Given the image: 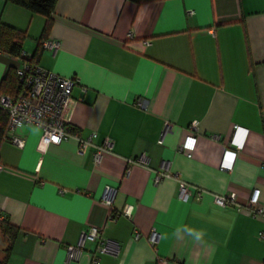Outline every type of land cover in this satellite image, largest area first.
I'll use <instances>...</instances> for the list:
<instances>
[{
  "label": "crops",
  "instance_id": "0c3cea01",
  "mask_svg": "<svg viewBox=\"0 0 264 264\" xmlns=\"http://www.w3.org/2000/svg\"><path fill=\"white\" fill-rule=\"evenodd\" d=\"M0 21L26 32L22 49L42 67L77 78L63 117L92 134L83 153L73 137L42 146L35 125L14 129L22 146L0 144V219L17 227L9 264H264V217L244 209L255 188L264 204V0H56L46 31L43 15L0 0ZM17 64L0 50V82ZM236 125L246 133L231 144ZM141 153L144 164L128 160ZM163 162L171 176L155 182ZM91 225L117 252L85 240L68 260L66 245Z\"/></svg>",
  "mask_w": 264,
  "mask_h": 264
},
{
  "label": "built area",
  "instance_id": "2783aa9c",
  "mask_svg": "<svg viewBox=\"0 0 264 264\" xmlns=\"http://www.w3.org/2000/svg\"><path fill=\"white\" fill-rule=\"evenodd\" d=\"M191 12V11H190ZM43 47L51 48L53 51L59 47V41L52 38H46L41 41ZM18 64L15 66L17 75L16 89L13 94L0 95V106L7 114V135L11 143L17 146L24 144V139L14 133V129L19 125H35L40 128V144L45 146L49 143H59L61 140L73 137L77 140V151L83 153L87 146L92 144V134L82 137L77 130L72 129L64 120L63 113L74 83L77 81L75 76H63L52 70L42 67L35 61L32 54L20 51L16 57ZM240 126H235L230 143L233 139H237L240 135L245 136L246 131H241ZM195 136L187 134L183 138L180 147L187 151L193 149ZM112 145V139L105 136L100 144H96L92 151V159L98 163L104 151L109 150ZM236 150L232 147H226L222 152L220 166L223 168H231L235 157ZM129 161L144 164L146 162V154L129 158ZM1 167V165H0ZM171 176L167 170V164L162 163V168L155 170L154 181ZM111 187L106 186L103 191V201L110 204L112 202ZM188 191L186 186L181 183L179 197L185 199ZM234 200V193L229 195H215L214 202L219 206H225ZM131 203H126L120 211V214L129 216L131 213ZM240 208V207H239ZM246 212L264 217V204L259 199V189H253L248 203L244 206ZM117 215V213H116ZM115 214L109 216L114 219ZM139 231H133L132 237L138 239ZM260 239H264V230L258 233ZM151 242L155 241V232L152 231L148 235ZM85 240L97 241L96 249L100 252L116 253L117 245L102 235V227L91 225L83 229L75 244H68L65 247L66 257L68 260L76 259L83 249ZM97 261V259H94Z\"/></svg>",
  "mask_w": 264,
  "mask_h": 264
},
{
  "label": "trees",
  "instance_id": "16d2710c",
  "mask_svg": "<svg viewBox=\"0 0 264 264\" xmlns=\"http://www.w3.org/2000/svg\"><path fill=\"white\" fill-rule=\"evenodd\" d=\"M15 4L27 8L33 13H38L44 16V30H48L51 20L52 11L55 6L56 0H9ZM26 36V32L23 29H19L0 21V50L17 57L22 50V42ZM34 54L32 57L34 58ZM17 75L15 72V66L8 69L5 76L0 82V94H13L16 89ZM7 114L0 106V144L2 141L8 138L7 135ZM1 232L6 236L4 245L1 248L0 264H9L8 254L10 251V243L13 240L17 227L5 220L0 219Z\"/></svg>",
  "mask_w": 264,
  "mask_h": 264
},
{
  "label": "rangeland",
  "instance_id": "374dc122",
  "mask_svg": "<svg viewBox=\"0 0 264 264\" xmlns=\"http://www.w3.org/2000/svg\"><path fill=\"white\" fill-rule=\"evenodd\" d=\"M0 240H6V236L1 232V229H0ZM3 245V244H2ZM3 254H1V251H0V258Z\"/></svg>",
  "mask_w": 264,
  "mask_h": 264
},
{
  "label": "flooded vegetation",
  "instance_id": "af4514ba",
  "mask_svg": "<svg viewBox=\"0 0 264 264\" xmlns=\"http://www.w3.org/2000/svg\"><path fill=\"white\" fill-rule=\"evenodd\" d=\"M4 245V241L3 240H0V250H1V248L3 247V245Z\"/></svg>",
  "mask_w": 264,
  "mask_h": 264
}]
</instances>
